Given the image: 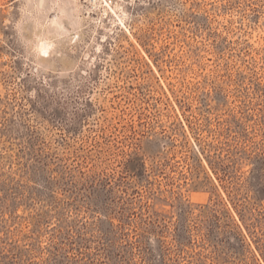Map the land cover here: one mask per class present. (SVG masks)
<instances>
[{"label":"rangeland","instance_id":"1","mask_svg":"<svg viewBox=\"0 0 264 264\" xmlns=\"http://www.w3.org/2000/svg\"><path fill=\"white\" fill-rule=\"evenodd\" d=\"M258 168L264 0H0V264H264Z\"/></svg>","mask_w":264,"mask_h":264},{"label":"trees","instance_id":"2","mask_svg":"<svg viewBox=\"0 0 264 264\" xmlns=\"http://www.w3.org/2000/svg\"><path fill=\"white\" fill-rule=\"evenodd\" d=\"M125 165L126 172H128L132 177L138 176L140 178H143L147 171L145 159L141 157L139 151L132 154L131 157L126 161ZM255 173L257 179L259 180V191L261 190L260 194L261 196H264V169H255ZM179 244L183 245L184 243L182 241H179Z\"/></svg>","mask_w":264,"mask_h":264}]
</instances>
